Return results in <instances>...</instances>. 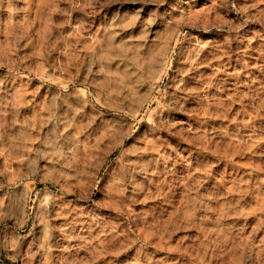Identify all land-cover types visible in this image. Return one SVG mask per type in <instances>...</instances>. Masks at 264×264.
I'll list each match as a JSON object with an SVG mask.
<instances>
[{"label": "rangeland", "instance_id": "374dc122", "mask_svg": "<svg viewBox=\"0 0 264 264\" xmlns=\"http://www.w3.org/2000/svg\"><path fill=\"white\" fill-rule=\"evenodd\" d=\"M233 2L255 0L181 3L184 14L162 29L159 17L169 6L159 0H0V192L10 185L22 189L28 173L37 200L46 192L57 197L50 209L53 230L45 248L33 247L32 264H207L210 255L217 264L221 248L246 252L248 244L256 245L254 257L264 258V25L250 21L240 30L245 38L231 43L204 30L217 18L234 20ZM165 63L166 75H160ZM154 81L162 82L164 104L173 89L189 98L206 95L204 104L193 100L185 107L200 110L210 125L223 123L228 135L204 136L211 159L194 165L191 178L187 170L153 166L142 192H125L143 204L101 201L99 194L92 199L104 207L77 200V185L88 187L93 177L103 185L117 176L111 165L96 172L91 164L110 142L112 127L120 131L126 122L144 129L139 105L150 99ZM197 88L204 90L191 91ZM188 120L177 113V129ZM161 140L166 143L154 137L147 143L160 152L177 147L175 138ZM124 144L125 161L139 165L149 155L137 151L145 149L143 137ZM0 201V228L11 226L22 202ZM125 204L148 215L125 220L115 210ZM129 223L141 231L143 244L131 243ZM39 232L29 215L20 242L25 252ZM220 261L236 264L234 256Z\"/></svg>", "mask_w": 264, "mask_h": 264}, {"label": "clouds", "instance_id": "9594fccd", "mask_svg": "<svg viewBox=\"0 0 264 264\" xmlns=\"http://www.w3.org/2000/svg\"><path fill=\"white\" fill-rule=\"evenodd\" d=\"M160 4H168V9L160 14L159 27L166 28L172 22L175 15H183L184 8L180 7L181 3L191 7V0H159ZM264 4V0H255L254 3L237 6L235 2L232 3L231 10L236 13L234 20H228L224 18H217L212 22L210 28L204 29L205 31L215 30L218 33L219 38H222L225 43H231L232 41L241 42L245 37L241 33V29L245 27L252 20H259L264 25V8L261 5ZM170 9V10H169ZM255 9V11H252ZM199 42V41H197ZM203 46V45H202ZM169 65L165 63L164 67L160 71V75H166V69ZM185 73H177L178 76H183ZM175 83V79L173 80ZM207 87V85H205ZM151 88L154 90L150 99L139 105V117L145 121V127L142 131H137L134 124H127L126 122L119 125L120 131H117L115 127L109 129V139L107 147L98 152L96 155L95 162L91 164V167L99 172L103 167L105 171L109 165H111L117 173V176L109 175L104 180L103 185H99V180L93 177L92 182L88 187L77 185L74 191L75 198L77 200L89 201L97 207H104L103 203L92 199L93 196L99 194L100 200L104 198L113 200H128L129 204H143L144 201L125 196V192L130 191L133 196L142 192L144 186L151 182V169L153 166L159 167L163 165L166 171L176 169L177 171L189 172V178L194 176L192 168L194 165L204 166L211 156L208 151H205L206 141L204 140L205 135H216V136H227L226 125L223 123L219 125H210L204 118H202L200 110L186 108V104H191L193 100H196L198 104H204L207 101V96H201L199 98L193 96L191 98L182 96L175 92L173 89L172 99L168 104L161 103L164 99L166 92L162 87V82H153ZM176 88L179 85L176 84ZM204 89H192V92L199 93ZM183 92V89H181ZM159 96L160 100H157ZM183 100V103H181ZM155 102V108L151 105ZM165 109H168L165 111ZM177 113L186 114L189 118L187 126L181 125L183 129L178 130L176 127V116ZM152 116L153 119H149ZM211 128V132L207 131ZM145 139V149H138L139 152L147 151L148 156L143 158V163L139 165L133 164L131 161H125L124 156L128 154V150L124 144L125 140L133 142H140L141 138ZM148 137H154L155 140L166 143L161 140L162 137L175 138L177 147L168 145L166 152H160L159 147L153 143L151 146L147 143ZM118 154L114 159L109 160V154L112 152ZM215 155V153H213ZM210 167V165H209ZM207 169H205L206 171ZM214 179V178H213ZM27 182V183H25ZM29 174L23 173L21 184L22 189H18L15 185L9 186V191L0 192V196H6L10 206H15L17 201H21V213L16 219L13 225L5 226L0 228V264H32V259L36 253L32 250L36 247V251L40 248H45L49 233L53 230V225L49 223L51 219V210H54L56 204V195L45 193L44 196L36 199L39 196L37 193L35 196L31 194ZM199 183V181H197ZM114 187L117 189L114 191ZM5 184L0 183V189H4ZM69 189H64L62 194H66ZM23 193V194H21ZM31 200L32 204L36 206V212H31L32 204L28 201ZM2 203V201H0ZM207 207V205H204ZM27 209V211L25 210ZM51 209V210H50ZM120 214L125 215V220H137L138 217L147 216L148 213L141 210L140 213L134 214L128 205L125 204L123 209H115ZM211 211V210H210ZM63 210L61 209V213ZM15 215V213H13ZM29 215L33 216V226H39L40 232L33 237V240L29 243L27 251L21 246L20 242L24 239L23 229L28 220ZM203 219H209L208 216H204ZM127 233L130 234L131 243L139 241L141 244L144 243V236L138 228H133L131 223L128 224ZM134 237V239H131ZM62 238V237H61ZM71 239V237H69ZM225 237L220 238V242L223 243ZM59 242V241H57ZM245 243H247L245 241ZM264 244V240L260 241ZM38 245V246H37ZM255 244H248L247 251L239 248L230 247L227 253L224 252L223 248L220 249V253L217 255V264H221L220 256H234L236 264H244L245 261L248 264H264V258L259 254L253 256L252 249L255 248ZM69 251V249H65ZM111 264V261L108 262ZM207 264H211V255Z\"/></svg>", "mask_w": 264, "mask_h": 264}, {"label": "bare ground", "instance_id": "6f19581e", "mask_svg": "<svg viewBox=\"0 0 264 264\" xmlns=\"http://www.w3.org/2000/svg\"><path fill=\"white\" fill-rule=\"evenodd\" d=\"M107 124V123H106Z\"/></svg>", "mask_w": 264, "mask_h": 264}]
</instances>
